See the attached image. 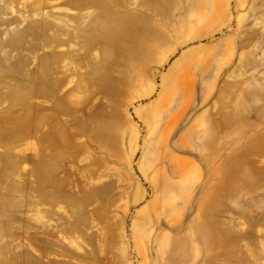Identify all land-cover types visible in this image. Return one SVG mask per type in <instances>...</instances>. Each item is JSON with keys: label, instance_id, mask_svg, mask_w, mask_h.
Here are the masks:
<instances>
[{"label": "rangeland", "instance_id": "374dc122", "mask_svg": "<svg viewBox=\"0 0 264 264\" xmlns=\"http://www.w3.org/2000/svg\"><path fill=\"white\" fill-rule=\"evenodd\" d=\"M33 260L264 264V0H0V264Z\"/></svg>", "mask_w": 264, "mask_h": 264}, {"label": "bare ground", "instance_id": "6f19581e", "mask_svg": "<svg viewBox=\"0 0 264 264\" xmlns=\"http://www.w3.org/2000/svg\"><path fill=\"white\" fill-rule=\"evenodd\" d=\"M162 8L160 7L159 9H155L156 12H161ZM106 20H107V24L109 29H111V31L115 32L118 36H122V32L124 30L125 27V20L126 17L124 15H121L120 13H115V14H110L106 16ZM142 40H144V37L141 38ZM143 44V43H142ZM154 50H152L151 52L148 53H153ZM183 80V79H182ZM182 83H186L184 81H181ZM189 89V88H188ZM240 133H242V129L239 130ZM209 146L212 147V145H210L209 143H205V147ZM247 145V143H246ZM244 145V146H246ZM227 158V157H226ZM226 158L224 160H226ZM222 159V160H223ZM231 174H225L220 170H216L212 175L215 179H219L220 185L225 189L228 185H230L233 181H235L236 178H241V175H243L244 170H233L232 172H230Z\"/></svg>", "mask_w": 264, "mask_h": 264}, {"label": "crops", "instance_id": "0c3cea01", "mask_svg": "<svg viewBox=\"0 0 264 264\" xmlns=\"http://www.w3.org/2000/svg\"><path fill=\"white\" fill-rule=\"evenodd\" d=\"M81 261H79V262H70V261H68V262H59L57 264H83V261L82 262ZM29 264H41V263L36 261V260H33L32 262H29Z\"/></svg>", "mask_w": 264, "mask_h": 264}]
</instances>
